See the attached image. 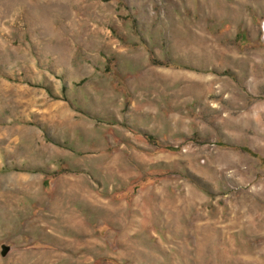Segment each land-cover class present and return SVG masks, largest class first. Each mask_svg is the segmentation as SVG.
<instances>
[{"label":"rangeland","instance_id":"1","mask_svg":"<svg viewBox=\"0 0 264 264\" xmlns=\"http://www.w3.org/2000/svg\"><path fill=\"white\" fill-rule=\"evenodd\" d=\"M0 264H264V0H0Z\"/></svg>","mask_w":264,"mask_h":264}]
</instances>
